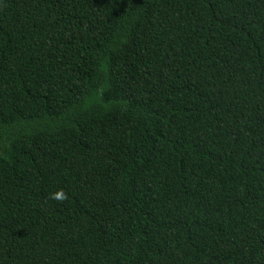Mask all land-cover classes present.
I'll use <instances>...</instances> for the list:
<instances>
[{
  "label": "trees",
  "instance_id": "trees-1",
  "mask_svg": "<svg viewBox=\"0 0 264 264\" xmlns=\"http://www.w3.org/2000/svg\"><path fill=\"white\" fill-rule=\"evenodd\" d=\"M0 264H264V0H0Z\"/></svg>",
  "mask_w": 264,
  "mask_h": 264
},
{
  "label": "clouds",
  "instance_id": "clouds-1",
  "mask_svg": "<svg viewBox=\"0 0 264 264\" xmlns=\"http://www.w3.org/2000/svg\"><path fill=\"white\" fill-rule=\"evenodd\" d=\"M53 198H55V199H63L64 197L58 196V197H53Z\"/></svg>",
  "mask_w": 264,
  "mask_h": 264
}]
</instances>
